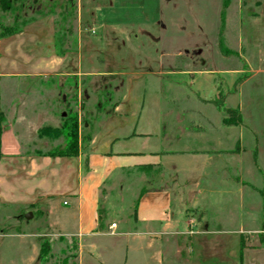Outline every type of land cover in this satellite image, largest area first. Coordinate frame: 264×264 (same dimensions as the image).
<instances>
[{"label": "rangeland", "instance_id": "obj_1", "mask_svg": "<svg viewBox=\"0 0 264 264\" xmlns=\"http://www.w3.org/2000/svg\"><path fill=\"white\" fill-rule=\"evenodd\" d=\"M43 19L55 28L58 55L81 59L92 73L79 86L63 78L60 128L76 117L79 143L103 137L117 105H124L119 114L159 108L164 134L180 153L176 171L111 176L99 195L100 228L88 238H59L36 211L0 207V264H264V0H0L1 26ZM197 108L206 110L200 128L196 116L184 114ZM130 132L126 126L117 133ZM37 135L57 146L33 149L64 148L63 136ZM214 150L237 159L224 176L211 168L206 190L245 188L243 213L226 201L232 210L209 208L216 223H198L192 204L203 180L196 170ZM160 186L170 188L180 222L166 230L134 218L141 189ZM59 202L48 221L60 222Z\"/></svg>", "mask_w": 264, "mask_h": 264}, {"label": "crops", "instance_id": "obj_2", "mask_svg": "<svg viewBox=\"0 0 264 264\" xmlns=\"http://www.w3.org/2000/svg\"><path fill=\"white\" fill-rule=\"evenodd\" d=\"M58 54L55 28L46 19L28 23L14 35L0 37V207L18 208L24 213L36 211L48 227L56 229L52 235L82 239L97 232L100 191L111 176L140 168L176 171L174 163L180 152L175 153L176 145L164 134L161 109L140 107L119 114L123 104L115 106V120L107 124L103 137L79 140L75 157H51L46 155L48 151L33 149L38 143L49 149L57 146L55 139L39 138L37 134L43 128L60 129L63 78L73 77L79 86L92 74L82 69L81 59L68 60ZM205 111L197 108L184 114L196 116L194 125L200 128L206 123ZM81 114L78 110V119ZM83 125L88 127L86 122ZM126 126L131 132L118 135ZM183 154L194 155L191 151ZM206 156L207 160L196 170L203 182L198 188L199 198L192 204L193 209L200 211L198 223L202 220L205 224L220 219L211 216L210 206L221 205L216 211H228L232 209L223 205L228 202L231 207L233 202V208L238 206L243 213L246 194L245 188H237L235 183L233 187L206 190L211 168L214 177L224 176L237 159L232 151L223 155L214 150ZM190 171L196 172L194 168ZM208 194L214 196V205L211 197L207 200ZM171 198L167 186L141 189L134 208L136 222L161 230L173 228L180 222L172 214ZM60 200L65 207L60 222L48 221L60 211L59 205L53 207L54 201L60 204ZM244 219L241 215L239 226Z\"/></svg>", "mask_w": 264, "mask_h": 264}, {"label": "trees", "instance_id": "obj_3", "mask_svg": "<svg viewBox=\"0 0 264 264\" xmlns=\"http://www.w3.org/2000/svg\"><path fill=\"white\" fill-rule=\"evenodd\" d=\"M22 28L4 27L0 25V37H7L21 32ZM238 119V118H237ZM240 123V120H237ZM78 124L76 117H67L60 129L43 128L39 130V134L47 137L63 136L65 145L62 150H53L48 152L47 156L57 157H75L78 154ZM144 190L141 192L143 193ZM135 212V209H134ZM100 217V216H99ZM100 220V218H99ZM100 228V225H99Z\"/></svg>", "mask_w": 264, "mask_h": 264}, {"label": "water", "instance_id": "obj_4", "mask_svg": "<svg viewBox=\"0 0 264 264\" xmlns=\"http://www.w3.org/2000/svg\"><path fill=\"white\" fill-rule=\"evenodd\" d=\"M30 218H31V215L28 214V215L26 216V219H30Z\"/></svg>", "mask_w": 264, "mask_h": 264}, {"label": "built area", "instance_id": "obj_5", "mask_svg": "<svg viewBox=\"0 0 264 264\" xmlns=\"http://www.w3.org/2000/svg\"><path fill=\"white\" fill-rule=\"evenodd\" d=\"M64 205H66V202H64Z\"/></svg>", "mask_w": 264, "mask_h": 264}]
</instances>
